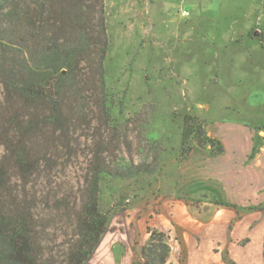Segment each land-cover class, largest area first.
Returning a JSON list of instances; mask_svg holds the SVG:
<instances>
[{
	"label": "rangeland",
	"instance_id": "1",
	"mask_svg": "<svg viewBox=\"0 0 264 264\" xmlns=\"http://www.w3.org/2000/svg\"><path fill=\"white\" fill-rule=\"evenodd\" d=\"M104 10L107 83L133 120L135 160L147 161L154 174L103 183L105 205L122 211L89 264H123V256L139 254L147 228H163L158 215L166 210L161 219L177 228L163 231L175 247L180 223L196 231L197 222L214 218L224 231L220 238L232 220L234 238L243 236L230 244L231 252L246 250L250 263L262 264L264 172L251 177L255 191L246 182L253 162L262 157L264 167V0H104ZM192 115L224 145V155L195 149L185 156L182 129ZM143 116L147 133L140 135ZM245 239L250 242L243 247Z\"/></svg>",
	"mask_w": 264,
	"mask_h": 264
},
{
	"label": "trees",
	"instance_id": "2",
	"mask_svg": "<svg viewBox=\"0 0 264 264\" xmlns=\"http://www.w3.org/2000/svg\"><path fill=\"white\" fill-rule=\"evenodd\" d=\"M108 52L104 0H0V264H89L122 211L105 205L103 183L154 174L135 160ZM195 149L225 154L192 115L182 152ZM148 233L141 263L167 264L168 237Z\"/></svg>",
	"mask_w": 264,
	"mask_h": 264
},
{
	"label": "crops",
	"instance_id": "3",
	"mask_svg": "<svg viewBox=\"0 0 264 264\" xmlns=\"http://www.w3.org/2000/svg\"><path fill=\"white\" fill-rule=\"evenodd\" d=\"M262 158V157H261ZM261 158L257 159L255 162H253L251 170L253 171L250 173V178H248L247 182H246V189L248 191H255V183L252 184V178L251 177H256L261 176L264 172V167L261 166ZM264 189V186H261L259 188ZM210 211L212 212L213 209H210ZM168 210L165 211L164 215L168 214ZM182 215L183 217H188V214L182 210ZM217 210L215 211V215L214 217H216L218 215ZM164 215H158V222L163 225V228L166 229V231L168 233H173V231L176 232V228L177 226H172L169 222H165L164 219H161L162 217H164ZM197 222V221H196ZM232 222V220H231ZM230 220H228V222L226 221L224 223L225 226H228V230L226 231V236L225 237H220L219 235H224V231H219L218 228V224L219 221L215 220L214 218H211L210 220H208L207 222H197V228L198 230L194 231L192 229H190V227L188 226V223L186 221V223H180L184 228H183V234L182 236H178L181 237L180 241H179V245L177 247H175L173 244L170 243L169 241V245L171 247V254L169 256V259L167 261V264H252L250 263L251 258L249 257L250 254H248V251H241L239 249H235L236 253H232V248L230 247V244H233L237 238H241V236H238L236 238H234V227H235V223H231ZM196 227V226H195ZM150 227L147 228V235L145 236V241L149 240L150 234L148 233V229ZM163 228L159 227V230H157L158 232H162ZM152 229V228H150ZM165 234V233H164ZM132 238V242L134 240V235H131ZM149 236V237H148ZM167 236V235H166ZM148 238V239H147ZM223 238H225V240L222 242H219L220 240H223ZM169 239V238H168ZM250 242L249 239H245L244 240V245ZM146 242V243H147ZM186 244L190 245V249H188V247L186 246ZM222 245V247L219 246ZM146 244L143 243L142 248L145 246ZM141 248V251H142ZM141 251L139 254H131V255H125L123 256V264H142L140 261V256H141ZM184 252L185 254V258L181 259V253ZM257 254V253H256ZM258 255V254H257ZM263 256V260L261 261L262 264L264 262V251L263 254H260ZM259 256V255H258ZM257 263H259V261H257Z\"/></svg>",
	"mask_w": 264,
	"mask_h": 264
},
{
	"label": "built area",
	"instance_id": "4",
	"mask_svg": "<svg viewBox=\"0 0 264 264\" xmlns=\"http://www.w3.org/2000/svg\"><path fill=\"white\" fill-rule=\"evenodd\" d=\"M180 15H181L182 17H188V16H189V13H188V11H186V10H184V9H181V11H180Z\"/></svg>",
	"mask_w": 264,
	"mask_h": 264
},
{
	"label": "water",
	"instance_id": "5",
	"mask_svg": "<svg viewBox=\"0 0 264 264\" xmlns=\"http://www.w3.org/2000/svg\"><path fill=\"white\" fill-rule=\"evenodd\" d=\"M256 35H258V32L256 33ZM65 73V71H63Z\"/></svg>",
	"mask_w": 264,
	"mask_h": 264
}]
</instances>
